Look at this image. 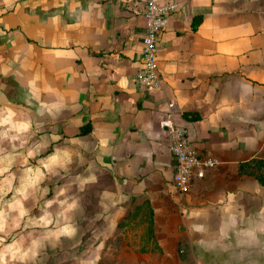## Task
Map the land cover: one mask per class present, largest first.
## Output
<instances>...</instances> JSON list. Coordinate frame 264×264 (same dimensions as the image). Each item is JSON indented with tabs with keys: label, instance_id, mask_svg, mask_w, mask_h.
Returning <instances> with one entry per match:
<instances>
[{
	"label": "crops",
	"instance_id": "1",
	"mask_svg": "<svg viewBox=\"0 0 264 264\" xmlns=\"http://www.w3.org/2000/svg\"><path fill=\"white\" fill-rule=\"evenodd\" d=\"M160 1L176 6L158 43L161 86L148 90L145 0H0V112L31 121L22 153L70 154L112 227L149 203L160 249L129 259L264 264V0ZM167 123L217 159L186 192Z\"/></svg>",
	"mask_w": 264,
	"mask_h": 264
},
{
	"label": "rangeland",
	"instance_id": "2",
	"mask_svg": "<svg viewBox=\"0 0 264 264\" xmlns=\"http://www.w3.org/2000/svg\"><path fill=\"white\" fill-rule=\"evenodd\" d=\"M14 134V133H13ZM20 141H16L17 152L16 160L11 168V172L17 177L14 187H19L20 177L26 167H41L39 161L43 160L41 154L28 158L25 165L24 157L26 151L20 155ZM5 150V154L13 151V146L8 141L0 144ZM26 147V146H25ZM51 156L48 154V157ZM69 158H66L67 161ZM71 159V158H70ZM47 159H45L46 161ZM66 167L67 169H64ZM72 163L66 162L63 169L56 167L53 172L46 169L45 177L36 190H30V196L25 201V207L29 209V215L21 224V228L13 232L8 238L7 243H11L12 237L21 235L27 237L32 233L34 237L42 235L43 229L27 226L29 220L39 219L43 216V206L47 200L55 199L56 193L61 189H67V195L78 201V208L71 213L73 223L77 229L71 236H62L59 240L52 238L46 241L40 249L39 255L34 260H29L27 264H140L137 258H130L129 254L142 252L153 253L156 251V239L154 230L150 226L148 210L144 209L145 204L132 200L128 209L127 217H120L116 222L115 228L111 226V217L105 215L100 217V204L91 203L87 196L94 195L98 188L88 185H76L74 169ZM5 175H9L5 173ZM3 179V177H0ZM47 190V191H45ZM13 193H9L4 199L10 200ZM65 197H60L64 199ZM58 210V205H54L49 211ZM15 215V213L13 214ZM11 223V221H10ZM151 228V230H150ZM2 235V234H0ZM30 243V240H29ZM99 258V260H97Z\"/></svg>",
	"mask_w": 264,
	"mask_h": 264
},
{
	"label": "clouds",
	"instance_id": "3",
	"mask_svg": "<svg viewBox=\"0 0 264 264\" xmlns=\"http://www.w3.org/2000/svg\"><path fill=\"white\" fill-rule=\"evenodd\" d=\"M16 117L17 113L12 108H5L3 112H0V144L6 140L13 146V151L7 154L0 147V177H3L0 179V234H2L0 235V264H27L30 259L34 260L39 255V251L46 241L52 238L59 240L62 236L71 237L77 231L73 223L74 218L70 214L78 208V201L67 195V189H61L56 193L55 199L45 202L43 216L39 219L29 220L28 225H25V227L32 226L43 229L42 235L34 237L32 233H29L27 237L13 236L11 243L6 242L13 232L21 228L22 221L28 217L30 210L25 207V201L29 199L30 190H36L41 184L45 177L44 170L53 172L56 167H63L66 158L70 155L67 152L57 151L46 161H39L42 168L26 167L20 177L19 187H14L17 177L11 172V168L16 160V141H20L19 148L24 149L28 140L23 137L32 128L31 121ZM40 147L42 146L36 145L27 151V155L24 157L25 165L28 158L38 154ZM19 154L23 155L22 152ZM5 173L9 175H5ZM13 192L14 195L10 200L4 199ZM62 196L65 198L60 199ZM54 205H58V210L49 211ZM14 213L15 215H13Z\"/></svg>",
	"mask_w": 264,
	"mask_h": 264
},
{
	"label": "built area",
	"instance_id": "4",
	"mask_svg": "<svg viewBox=\"0 0 264 264\" xmlns=\"http://www.w3.org/2000/svg\"><path fill=\"white\" fill-rule=\"evenodd\" d=\"M175 6L172 1L162 3L160 0H145V33L140 51L143 66L137 76L139 83L148 90H156L161 86V76L156 65L158 43ZM167 127L168 147L174 158L173 182L179 191L186 192L195 178L203 177L208 169L217 164V159L203 157L191 147L185 128L172 123H167Z\"/></svg>",
	"mask_w": 264,
	"mask_h": 264
},
{
	"label": "trees",
	"instance_id": "5",
	"mask_svg": "<svg viewBox=\"0 0 264 264\" xmlns=\"http://www.w3.org/2000/svg\"><path fill=\"white\" fill-rule=\"evenodd\" d=\"M187 114H188L187 112H184V115L189 118L190 115H187ZM191 118H192V116H191ZM88 131H89V127L87 126V124L82 125V127H81V133H86ZM142 203L145 204V208L144 209H147L148 210V216H147V218L149 219V222L151 224L150 226H152L151 228L153 229V212H152V209H151L149 203H147L145 201H143ZM127 215H128V213L124 217H127ZM151 228H150V230H151ZM155 243L157 245V242H155ZM158 248L159 247L156 246V249H158Z\"/></svg>",
	"mask_w": 264,
	"mask_h": 264
}]
</instances>
